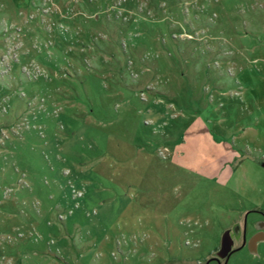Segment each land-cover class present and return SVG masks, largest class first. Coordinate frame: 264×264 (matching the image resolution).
Instances as JSON below:
<instances>
[{"label": "rangeland", "instance_id": "1", "mask_svg": "<svg viewBox=\"0 0 264 264\" xmlns=\"http://www.w3.org/2000/svg\"><path fill=\"white\" fill-rule=\"evenodd\" d=\"M264 207V0H0V264L195 262Z\"/></svg>", "mask_w": 264, "mask_h": 264}, {"label": "flooded vegetation", "instance_id": "2", "mask_svg": "<svg viewBox=\"0 0 264 264\" xmlns=\"http://www.w3.org/2000/svg\"><path fill=\"white\" fill-rule=\"evenodd\" d=\"M176 259L157 257L146 264H264V207L244 205L238 217L222 227L218 246L203 260Z\"/></svg>", "mask_w": 264, "mask_h": 264}]
</instances>
